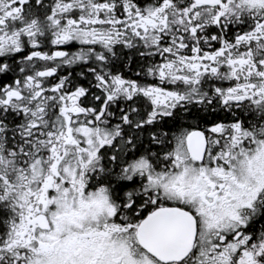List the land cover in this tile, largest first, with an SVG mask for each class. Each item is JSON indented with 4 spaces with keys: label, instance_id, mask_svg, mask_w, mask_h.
<instances>
[{
    "label": "snow or ice",
    "instance_id": "6c2138e0",
    "mask_svg": "<svg viewBox=\"0 0 264 264\" xmlns=\"http://www.w3.org/2000/svg\"><path fill=\"white\" fill-rule=\"evenodd\" d=\"M0 264H264V0H0Z\"/></svg>",
    "mask_w": 264,
    "mask_h": 264
}]
</instances>
